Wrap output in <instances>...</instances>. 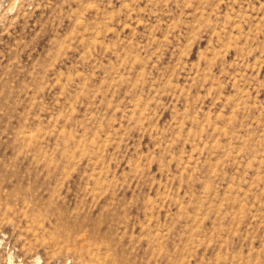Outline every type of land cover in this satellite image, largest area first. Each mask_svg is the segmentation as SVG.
Masks as SVG:
<instances>
[{"label":"rangeland","instance_id":"374dc122","mask_svg":"<svg viewBox=\"0 0 264 264\" xmlns=\"http://www.w3.org/2000/svg\"><path fill=\"white\" fill-rule=\"evenodd\" d=\"M0 264H264V0H0Z\"/></svg>","mask_w":264,"mask_h":264},{"label":"clouds","instance_id":"9594fccd","mask_svg":"<svg viewBox=\"0 0 264 264\" xmlns=\"http://www.w3.org/2000/svg\"><path fill=\"white\" fill-rule=\"evenodd\" d=\"M2 243V242H0ZM8 264H13V254L9 252V257H8ZM36 264H41L40 258H36Z\"/></svg>","mask_w":264,"mask_h":264}]
</instances>
